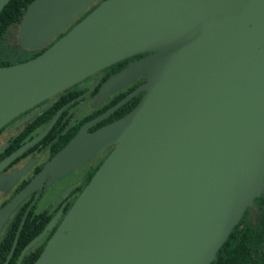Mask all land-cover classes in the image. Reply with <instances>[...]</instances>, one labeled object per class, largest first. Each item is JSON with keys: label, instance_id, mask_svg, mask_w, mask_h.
Here are the masks:
<instances>
[{"label": "water", "instance_id": "1", "mask_svg": "<svg viewBox=\"0 0 264 264\" xmlns=\"http://www.w3.org/2000/svg\"><path fill=\"white\" fill-rule=\"evenodd\" d=\"M96 1L32 0L16 43L47 46ZM143 52L100 95L138 75L145 83L88 124L138 90L141 100L92 134L82 127L48 164H66L83 143L113 145L31 264H210L245 210L259 212L264 0H101L38 55L0 66V127ZM21 198L0 210V223Z\"/></svg>", "mask_w": 264, "mask_h": 264}, {"label": "flooded vegetation", "instance_id": "2", "mask_svg": "<svg viewBox=\"0 0 264 264\" xmlns=\"http://www.w3.org/2000/svg\"><path fill=\"white\" fill-rule=\"evenodd\" d=\"M16 33L17 26H14L8 38L11 46L16 45ZM147 54L138 53L110 64L54 97L39 101L0 127V210L17 195L22 196L0 223V243L5 240V245L10 244L6 258L11 253L10 258H16L15 264H20L23 257L40 254L38 248L41 252L113 145L97 152L92 144L83 143L71 157L67 156L66 164L54 167L48 164L82 127L86 134H92L124 116L141 100L144 90H138L104 118L88 124L145 83L146 77L138 75L105 97L100 95L104 83ZM80 159V163L73 164ZM260 216V210H249L248 218ZM47 226L42 238L25 249Z\"/></svg>", "mask_w": 264, "mask_h": 264}, {"label": "trees", "instance_id": "3", "mask_svg": "<svg viewBox=\"0 0 264 264\" xmlns=\"http://www.w3.org/2000/svg\"><path fill=\"white\" fill-rule=\"evenodd\" d=\"M31 1L9 0L0 11V66L20 63L38 55L82 19L101 0H97L64 32L42 49L29 50L22 48L17 43L11 46L8 40L9 34L14 26H17L18 29V24ZM254 203L260 210V218H248L250 208H247L210 264H264V193L256 197ZM4 242L5 240L0 243V264L6 259V254L10 248V244L7 246ZM40 250L41 248H38V254ZM37 257H23L20 264H31ZM15 262L16 258L12 257L7 264H15Z\"/></svg>", "mask_w": 264, "mask_h": 264}]
</instances>
